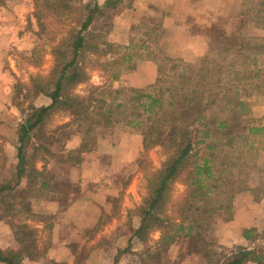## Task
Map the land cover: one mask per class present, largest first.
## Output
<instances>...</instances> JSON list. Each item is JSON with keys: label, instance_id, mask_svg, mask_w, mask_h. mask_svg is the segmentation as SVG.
<instances>
[{"label": "rangeland", "instance_id": "rangeland-1", "mask_svg": "<svg viewBox=\"0 0 264 264\" xmlns=\"http://www.w3.org/2000/svg\"><path fill=\"white\" fill-rule=\"evenodd\" d=\"M49 1L50 3H46L45 0H0V11L8 10L26 13L25 27L31 28L32 31L26 33V44L22 42L24 47L21 45L20 47L22 49L18 48L11 53L17 71L16 81L13 84V100L17 103L21 114L28 117L27 119H33L40 109H35L32 105V101L34 96L39 92L37 88L44 86L45 78L50 74L53 63V48L56 45L69 43L68 30L71 27H79L86 17L90 16L88 24L89 30L105 33V37L110 42L120 46V49L118 48L115 51L108 50L106 56L115 55L123 48H130L135 49L140 55H142L140 59H145L151 56V54H156L158 52L155 48L157 47L155 46L157 37L164 39L167 36L164 32L155 33V30L153 31V26L147 24L146 12L141 13L138 11L139 14H137V16L135 13L131 16L133 18V25H131V30L125 36V42L120 43L110 40L115 25L118 26L120 20H123L121 12L125 10L126 6H128L127 4H130L132 0H100V4L98 3V0H67L71 7L68 10L59 9L58 11L51 10L50 7L53 0ZM260 1L261 0H242L240 12L247 17L249 23L264 27L263 16L259 19L253 17V13H255L258 7H260V5H257ZM142 5L145 7L144 2ZM263 12L264 11L261 9L260 13ZM29 14L31 16V21L28 16ZM117 32L120 33V31ZM253 47L254 50L248 48L237 49L228 46L225 42H220V44H217L216 46L213 45V47H208V50L194 59L192 63H186L173 57L164 58V63L173 66L172 68L176 69H174L175 71L167 73L164 71L160 72L157 78L171 79L182 83L187 94H190L196 85L197 73L199 70L198 66L201 64L199 58H205V62H207L205 63V67L209 76L210 73L208 72V69L211 67V61H213V59H217L222 63L228 61L219 75L220 82L218 85L220 87H212L214 92L211 93L213 94L206 92V97L213 95L215 100L205 108L203 119L201 120L202 122L194 123L190 127L192 134L197 132L196 134L199 139H204L201 131L206 129V127L211 128V136L206 138L205 142L211 140L221 142L224 141L222 133H245L244 130H247L249 127L251 129L258 127L257 125L252 124L254 123V117L257 115L255 107H258L259 103L264 100V35L261 39L257 40V44H254ZM235 53L238 54L235 55ZM84 59L86 61L85 68L88 74L87 79L78 84L74 88V92L80 95H87L91 86H97L98 89L94 91V93L102 94L106 102L111 101L112 97L116 96L117 98L114 102H122V108L126 109V112L129 115L126 117L119 115L117 117L118 122L113 125H95L93 128V135H91L83 123L79 121L74 122L69 114L59 111L50 113L44 125L50 127H54L55 125L65 126L54 129L53 134L50 135L51 137H47V139L52 140L51 144L48 143L46 139H43V143L46 144V149L49 153L54 152L52 153V156H50L49 153L47 154L50 161H48L49 170H47L46 173H63L69 168L70 171L71 168H74L73 171H75L74 161L78 158L77 155L85 150H91L94 146V138L108 133H114L113 135H116V137L120 136L118 160L111 161L109 158L106 159L107 157L100 160L101 167H105L113 173V190L116 193L119 190L115 196H110V203L113 205V209L109 210V214H111L109 215L108 212L102 214L101 221L106 220L107 217L110 218V220L112 218L116 220L115 226L112 225L110 227L109 236L112 239H117L121 234L129 236L133 230H137V227L139 229L141 224L144 227L141 230L139 229V232L141 233L136 239H132L131 237L132 241L129 239L128 242L123 244L122 254L124 255H121L122 264H134L135 255L132 253L134 249L143 251V262L140 264H171V253L166 251L167 247L162 248L159 244V236L157 237L158 231H155L159 229L154 227L155 223H151L152 219L150 215L141 221L142 213L139 209L146 204L145 198L149 193V188L147 186L148 178L151 176L152 172L161 166L162 162L165 161L168 156L166 149L160 145L151 146L148 149L143 150L141 148L142 145L139 142L142 138L141 136L143 135V132L148 133L164 126L163 122H159L153 116L144 113L140 115V112H142L145 105L144 94L146 88L155 81L144 87H132L119 81L117 82L119 77L112 80L108 78L107 69L99 66V63H96L93 54H86ZM102 59L103 56L99 61L101 62ZM140 59H137L136 62ZM227 66L230 68L235 66L234 68L236 70L230 72ZM245 69L253 71L251 76L247 77L249 73L246 72ZM123 70L128 69L125 68L122 69V71ZM236 76H238L239 79ZM114 89L119 90L117 94L113 93ZM227 95L236 97L239 104L234 106L230 103L227 106L228 108L223 107L225 103L224 96L226 97ZM25 116L24 118H26ZM126 119L130 120L132 124H137L138 122L139 124L133 125V127L124 125L123 123ZM18 122L19 125H23L20 121ZM219 122H227L226 125L229 126L219 131L216 128V125ZM73 127L79 128L80 132H83L86 137V139L75 150V154H71V151L66 152L63 146L65 142L64 139L69 136ZM259 128L261 129L256 130V134H250V139H254L256 145L264 146V129L262 127ZM124 129H129L136 133L130 135V133L123 131ZM251 133H253V130ZM34 138L42 139L46 138V135L42 134L39 136V134L36 133ZM196 148L198 149V158H201L207 153L204 143L196 145ZM250 148H245L246 151L244 152V155L235 160L234 166L230 168L231 179H229L228 184L226 182L223 183V186L225 188H231V196H221L219 203L220 208L215 211L211 221L215 217L220 221L223 219H229L232 214V199L234 192L237 193L241 187H245L251 183L253 184L254 181L257 183V175L261 170V167L259 163H256L255 159H257V157L254 153L247 156V153L249 151L251 152ZM46 149L40 148L34 150L31 146L28 147L27 144L25 145V150L29 153L28 156L34 152L35 158L39 157L41 153L46 152ZM219 149L221 150L220 146L217 149L218 151H214L213 155L218 158V162H221L224 161L226 157L228 158V154H225L223 151L219 152ZM237 150L238 148L235 151L237 152ZM111 155L112 154L110 153V155L108 154L107 156ZM131 155H134L133 161L124 162L131 158ZM232 160L233 159H231V161ZM1 161L2 154H0V167L3 168L5 166L3 165V161ZM72 163L73 165H71ZM4 169L3 176L2 174L0 176V188H2L0 190V202H8L12 198L17 202L19 207L17 208V212L13 219L20 223L24 219H29V221L33 222V220L38 221L39 219L46 217L47 214L30 213L27 210H23V203H25V201L27 202V200H23V197L25 196L24 194L33 193L32 201L30 200L31 204L34 203V196H38L39 194L34 192L30 182L20 183L18 181L19 179L16 181L15 178L9 177L6 174V168ZM181 179H176L172 183L168 198L164 203L163 201L157 202L156 206L158 208H163L164 210L162 215L175 216V213L177 215V204L185 189V184ZM68 181L69 180L66 178L64 179L61 177L55 180L54 186L59 191L58 195H64L68 188L71 187ZM100 226L94 227L89 233H86L87 235H84L83 238L86 239L87 236H91L93 233L100 234L101 238L103 235V232H101L103 227ZM48 231L49 228L47 227H44L41 235H38L37 231H32L31 236L26 237L27 240L24 243L25 247H30V239L34 237L35 241H37L35 242L36 247L33 251L40 253L46 250L49 244ZM98 237H96L94 241ZM100 238L97 240V243L99 244H101V241L103 240V238ZM89 242V240H85L83 243L81 242L82 250L87 251L91 245H94ZM188 244H190L188 249H195V251L185 252L184 250L177 252L178 254L175 259L179 260V263L177 264H198L199 256L201 252L205 250L213 251L217 254H227L230 257L235 256L230 254L231 250L229 248L217 244L213 226L212 229L210 228L209 232L199 238L192 239ZM259 245L264 246V243L261 241L257 244L258 248L254 247L257 249V252L260 251ZM148 250H150V254L148 253ZM13 252L14 251H6L4 255L8 256ZM148 255H151V258H149ZM235 257L237 258V256Z\"/></svg>", "mask_w": 264, "mask_h": 264}, {"label": "crops", "instance_id": "crops-1", "mask_svg": "<svg viewBox=\"0 0 264 264\" xmlns=\"http://www.w3.org/2000/svg\"><path fill=\"white\" fill-rule=\"evenodd\" d=\"M241 1L132 0L121 12L123 20L118 22V26L115 25L110 40L125 42V36L133 25L131 16L134 13L137 16L138 11L146 12L147 24L153 26L155 33L164 32L167 36L164 39L157 37L155 44L157 47L155 48L158 52L151 54L148 58L138 60L134 68L123 70L117 82L136 88L144 87L155 81L160 72L175 71L176 68L164 63L165 57L192 63L194 59L208 50V47L216 46L220 42H225L228 46L237 49L254 50L253 45L257 44V40L264 35V27L248 22L247 17L240 12ZM143 2L145 7L142 5ZM98 3L100 4V0ZM28 16L31 21L30 14ZM25 17L27 14L23 12L0 11V154H2L5 166L0 167V176L1 174L3 176L4 168H6V174L9 177L19 179L20 183L30 182L34 192L39 195L34 196V203L31 204L33 193L24 194L23 200H27V202L23 203V210L37 214H53V217L50 221L39 219L32 222L29 219H24L19 223L13 219L19 207L17 202L13 198L8 202L1 201L0 255L5 256L6 251L18 249L20 244L16 239L15 230L17 225L24 224L27 228L37 231L38 235H41L44 227L49 228V244L46 250L39 253V256L28 257L25 252H22L19 264H122L123 244L129 239L131 241L133 238L136 239L141 232L137 227V230H133L129 236L121 234L117 239H112L109 236L110 227L115 226L116 220L113 218L110 220L107 217L106 220L101 221V215L105 212L109 214V210L113 209L110 196H115L119 190L117 193L113 190V173L100 165V160L106 157L111 161L118 160L120 136L116 137L113 135L114 133H108L94 138L93 148L77 155L78 158L74 161L75 171H73L74 168H71V171L69 168L63 173H46L49 170L48 161L50 159L47 156L49 151L46 149L43 139L51 144L52 140L47 137H51L54 129L65 125H55L54 127L35 125L25 132V122L28 117L21 114L17 103L13 100V84L16 81L17 71L11 53L21 48L23 43L26 44V33L32 32L31 28L25 27ZM49 102L50 99L47 95L38 92L33 98L32 105L38 109L48 105ZM255 111H257V115H254L252 125L264 129V100L259 103L258 107H255ZM33 119H29V121L32 122ZM18 121L23 125H19ZM123 131L130 135L136 133L129 129ZM36 133L39 136L44 134L46 138L36 139L34 138ZM85 139V134L80 132L79 128L73 127L69 136L64 139L65 151L75 154V150ZM139 142L141 144V140ZM26 144L32 149L37 147V149L45 148L47 150L39 157H34V165L38 170L43 171L44 176L49 179V186L41 187L39 181L34 180L24 168L22 161L29 154L25 150ZM20 147L22 148L21 152L19 151ZM250 149L251 152L249 151L247 156L254 153L257 157L255 161L261 167L257 175V183L254 181L253 184L241 187L237 193L234 192L232 214L229 219L220 221L215 217L211 221L217 244L229 248L230 254L237 258L243 257L245 251L249 249L257 250L255 248H258L259 242L264 243V146L254 143ZM52 153L54 152H50L49 155L52 156ZM110 153L112 155L107 156ZM133 159L134 155H131V158L124 162L133 161ZM60 177L69 180L71 186L64 195H58L59 191L54 186L55 180ZM4 206L8 210L7 214H3ZM97 226L103 227L101 244L97 243L100 238L98 233H93L86 239L83 238L84 235H87L86 233ZM244 229H247V235L243 234ZM155 231H158V237L160 231ZM96 237L98 238L94 241ZM192 239L194 237H182L166 246V251L171 253V264L179 263L178 259L175 260L177 252L195 251V249H188L190 245L188 243ZM85 240L94 244L87 251L82 250L81 245V242L83 243ZM259 248V252L263 255L261 264H264V246ZM132 253L135 255L134 264L143 262V251L134 249ZM0 264L5 263L0 260ZM246 264L259 263L248 260Z\"/></svg>", "mask_w": 264, "mask_h": 264}, {"label": "trees", "instance_id": "trees-1", "mask_svg": "<svg viewBox=\"0 0 264 264\" xmlns=\"http://www.w3.org/2000/svg\"><path fill=\"white\" fill-rule=\"evenodd\" d=\"M45 2L50 3L49 0H45ZM257 5L260 7L253 13L255 19L264 17V12L260 13L261 9L264 11V0H261ZM70 7L67 0H53L50 8L53 11H58L59 9L68 10ZM89 21L90 16L86 17L79 27H71L68 30L69 43L56 45L53 48L50 74L45 78L44 86L37 88L39 92L49 97L50 102L38 110L32 122L29 119L26 120L25 132L35 125H44L50 113L55 111L67 113L74 122L83 123L91 135H93L95 125H113L118 122L119 115L123 117L129 115L126 109L122 108V102H114L116 96L106 102L102 94L94 93L98 89L97 86H91L87 95L74 92V88L87 79L84 59L86 54L95 56L96 63L107 69L108 78L111 80L118 78L122 69L133 68L136 60L142 57L135 49L130 48H123L115 55L106 56L108 50L115 51L120 46L110 42L105 37V33L89 30ZM237 54L235 53V55ZM102 56L103 59L100 62L99 59ZM199 61L201 64L198 66L197 82L190 94L185 92L184 86L180 82L157 78L153 84L147 86L144 94V109L140 112V115L144 113L164 123L163 127L148 133L143 132L141 136L143 150L160 145L166 149L168 156L148 178L149 193L145 198L146 204L139 208L142 213L141 221L150 215L151 223H155L154 227L159 229L158 241L162 248L182 237L199 238L209 232L210 228L212 229L211 219L215 211L220 208L221 196H231V188L223 186V183L228 184L231 179L230 168L234 166L235 160L244 155L245 148L253 146L254 139H250V134H256L255 131L261 129L249 127L244 130L245 133H222L224 141L221 142L213 140L205 142V139L211 136V128L206 127L201 131L204 139H199L197 132L192 134L191 125L202 122L205 108L215 100L213 95L206 97V92L213 94L211 93L214 92L212 87L219 86V75L228 62L222 63L213 59L211 67L208 69L209 76L205 67V63H207L205 58L201 57ZM227 67L230 72L236 70L235 66ZM245 71L249 73L247 77L253 73L252 70L245 69ZM236 77L238 78V76ZM118 91V89H114L113 93L117 94ZM224 98L223 107L225 108H228L230 103L234 106L239 104L234 96L227 95ZM123 124L133 127L139 122L132 124L130 120L126 119ZM226 124L227 122H219L216 128L220 131L229 126ZM252 130L253 133H251ZM200 143H204L207 153L198 158L196 145ZM219 146L221 148L219 152L223 151L228 154V158L226 157L227 159L225 158L221 162H218V158L213 155L215 150L218 151ZM21 149L20 147V152ZM231 159L233 160L231 161ZM22 162L28 174L34 180L39 181L41 187L49 186V179L44 176L43 171L38 170L34 165V152L24 158ZM176 179L183 180L185 184L184 192L177 204V215L176 213L175 216L162 215L163 208H158L156 204L159 201H163V203L166 201L171 185ZM7 212L8 210L4 206L3 214H7ZM52 216L53 214L47 213V216L42 220H50ZM142 228L144 227L141 224L139 229ZM32 231L34 230L27 228L24 224L17 225L15 235L20 246L8 256L0 255V260L5 264H19L23 251L28 257L39 256V252L33 251L36 247L34 237L30 239V247H25L24 244L27 240L26 237L31 236ZM243 234L247 235V229L243 230ZM148 251L150 254V250ZM148 257L151 258V255ZM248 260L261 264L263 255L261 252L249 249L245 251L243 257L236 258L205 250L201 252L198 264H246Z\"/></svg>", "mask_w": 264, "mask_h": 264}]
</instances>
